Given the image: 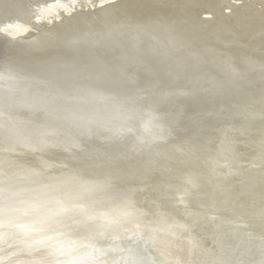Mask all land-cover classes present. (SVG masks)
<instances>
[{
	"label": "bare ground",
	"instance_id": "bare-ground-1",
	"mask_svg": "<svg viewBox=\"0 0 264 264\" xmlns=\"http://www.w3.org/2000/svg\"><path fill=\"white\" fill-rule=\"evenodd\" d=\"M47 2L51 3L26 5L19 11L11 0L6 1L9 6H0V18L19 22L10 36L27 38L20 40L22 46L30 43L28 32L41 40L49 35L46 24L64 16H83L82 22L97 19L98 28L106 30L107 24L117 32L147 37L146 30L135 28L137 15L130 18L132 10L140 7L152 11L158 22H171L174 30L179 24L195 33L198 41H190L189 46L196 59H179L193 77L198 64L206 68V38L201 35L213 33L216 57L209 60V68L217 73L206 77L208 82L200 78L194 82L207 86L201 95L211 97L218 107L228 108L229 100L235 107L203 121L189 110L184 126L201 132L182 140L158 133L159 127L166 130L167 119L163 116L161 121L157 111H153L155 119L145 115V108L152 107L148 100L142 103L143 111L116 114L95 103L66 112L65 119L58 120L62 113L49 111L31 117L28 113L23 119L10 117L13 109L6 99L0 108V187L6 189L11 225L0 243L3 264H29L47 253L67 259L90 251L92 245L109 264H123L118 262L122 254L137 261L144 255L142 264H233L234 260L248 264L251 258L249 264H264V90L259 91L264 82V0ZM174 30L164 37L179 50L182 37ZM116 38L123 39L122 34ZM164 48L161 52L167 51L169 61H157L163 71L174 74L177 94L184 93L179 89L185 87L183 68ZM18 77L11 91L19 86ZM234 92H238L233 99L237 106L226 98ZM110 137L122 138L124 144L115 146L120 147L116 151L111 145L100 148ZM162 143L184 153L172 158L164 166L167 170L157 163L159 158L149 155ZM166 145L163 148L171 156ZM119 157L144 165L127 170L116 166ZM102 164L108 165L97 173Z\"/></svg>",
	"mask_w": 264,
	"mask_h": 264
},
{
	"label": "water",
	"instance_id": "water-1",
	"mask_svg": "<svg viewBox=\"0 0 264 264\" xmlns=\"http://www.w3.org/2000/svg\"><path fill=\"white\" fill-rule=\"evenodd\" d=\"M6 1L8 0H0V6L4 3L9 6ZM47 1L49 0H30L28 3L25 0H11V3L19 11L20 9H24L26 5L40 7L42 3H46V5L51 3ZM148 6L150 5L146 7L149 8ZM138 8V11L132 10L134 13L130 15V18L137 15L134 19L136 23L135 28L146 30L145 35L147 37H136L126 34V32H117L107 24H105V27H108L106 30L100 28V26L98 28V26H95L99 21L97 19H86L82 22L83 16L73 19L69 16H64L59 20L54 19L46 24V29L44 28V30L49 35L41 38V40L33 37V35L36 37V33L33 31L32 33L28 32L30 34V37H28L30 43L26 42L23 46L20 40L27 38L22 37L14 40L15 38L10 36L14 31L13 27L19 24V22L3 19L4 17L1 15L0 95L9 99V105L13 109L9 111L10 117L22 116L23 119L27 118L29 114L31 117L33 114L41 115L49 111V113H62L63 117H58V120H63L65 119L64 114L66 112V114H70L75 108L86 107L95 103L102 104L104 111L116 112V114H128L126 112H132L135 108L142 110L141 107H144L142 105L143 101L148 100L152 107H144L146 109V111L144 110V114L146 115L147 112L149 118L155 119L157 117H153V111H157L162 116H160L161 121L165 120L163 116L167 119L166 130L164 131L159 127L157 129L158 133L170 139L188 140L201 132L184 126L183 120L190 114L189 110L193 111L192 115L196 118L198 116L200 121L213 117L211 116L213 113L221 115L224 110H227L228 113L232 111V108L235 106L232 102H229L231 100L226 104L228 108H220L218 107V102L214 101L211 97L201 95V91L207 86L194 82L195 79L199 78L202 82L204 79L205 82H208L206 77L217 73L215 70L209 68L212 66L209 60H212V56H215L212 52V48H215V46L211 42V40L214 41L213 33L208 32L207 35L203 33L201 35L206 38L205 47L208 52L204 61L206 68L200 64H196V69L192 68L194 78L189 77L190 70L186 69L185 62H181V60L196 59L190 56L193 49L192 46H189L190 41L194 40L193 43L198 41L196 36H194L195 33L179 24L177 25L179 29L174 30L172 29L171 22H158L152 11ZM5 11L7 10L5 9ZM27 12L30 13V11ZM126 17L129 19V16ZM55 27H59V29L54 30ZM232 28L235 29L233 26ZM48 29H51L52 32L48 31ZM172 30L178 32L176 34L182 37V42L178 44L180 46L179 50H177L179 47H172L171 44L166 42L164 37V35L169 34ZM119 33L122 34L123 39L116 38ZM55 34L59 35L56 39ZM159 43L162 44V47ZM163 46L176 60L181 59L178 64L184 71L181 83L185 87H179V89L185 91V94H177L178 89L174 87L172 82L174 74H168L165 68L163 71L159 63L160 61H157L160 59L163 61L162 64L169 61L166 57L167 51L165 53L161 52L160 48H163ZM217 47L219 48V46ZM173 48L176 50L174 51ZM143 53L152 59L149 57L148 59L143 58ZM193 53L196 52L193 51ZM141 58L144 61L138 63ZM150 60L152 61L149 62ZM39 73H43L44 76ZM12 74L16 75V78ZM17 77L20 80L19 86H16V89L14 88V91H11L14 85L17 84ZM230 79L233 80L234 76L231 75ZM244 86L248 87L252 85L246 83ZM263 90L264 82H262V88L260 87L259 91L262 92ZM9 92H11L10 95L8 94ZM235 94L238 96V92H234L233 97H231V94H228L226 98L234 101L233 99H237ZM100 100L105 101L102 102ZM13 101L17 102V104ZM208 102L210 103L207 104ZM192 103H195L193 109L191 107ZM234 103L237 106V102L234 101ZM105 105L111 106L113 109H108ZM19 110L25 113L21 115V113H18ZM223 115L226 116V114ZM196 126L198 127V124ZM204 126L205 124L202 125L201 129ZM32 136L36 135L32 134ZM110 138L108 139L110 143L108 141L104 145H101L100 148L105 145H111V149L116 151L120 147L115 146L124 144V142L120 141L122 138H118V140ZM164 145L166 144L162 143L155 146V149L149 150V155H154L153 159L159 158L157 159V163L163 167L162 170H167L168 168H164V166H167L169 161H172V158L174 160L175 158L184 156V153L179 149L166 145L172 150V155L169 156V150L164 149ZM92 150L96 153V149ZM149 158L152 157L149 156ZM145 159L147 160L148 158ZM139 164L144 165V162L139 161V163H134L131 160L120 157L116 162V166H126L127 170L130 168L138 169ZM103 165L95 171L98 173L99 170L105 169L108 164ZM143 247L147 251L144 245ZM142 256L139 257L140 260ZM129 258L124 259L122 254L118 262L127 264L132 260H129ZM136 259L133 258L129 264H142L140 260L137 261ZM252 259L249 263L252 262ZM237 262V260H234L233 264H237Z\"/></svg>",
	"mask_w": 264,
	"mask_h": 264
},
{
	"label": "snow or ice",
	"instance_id": "snow-or-ice-1",
	"mask_svg": "<svg viewBox=\"0 0 264 264\" xmlns=\"http://www.w3.org/2000/svg\"><path fill=\"white\" fill-rule=\"evenodd\" d=\"M10 79V77H9ZM6 103V98L3 95H0V108H2ZM0 116H3V111H0ZM2 126V125H0ZM2 183V181H0ZM6 189L0 187V243H3L6 236V229L11 225V220L8 218V212L10 206L7 204V197L4 196ZM67 209L61 208L60 211H66ZM59 212H50V215H58ZM91 250L85 252L81 255L72 256L67 259H60L56 256L55 253H47L41 256L39 259L30 261L29 264H109L108 261L101 259V256L104 255L99 249L95 248L94 245L90 246ZM60 255L63 256L65 253L60 252ZM48 256H52V259H49ZM0 264H3V261L0 260ZM115 264V262H111Z\"/></svg>",
	"mask_w": 264,
	"mask_h": 264
}]
</instances>
